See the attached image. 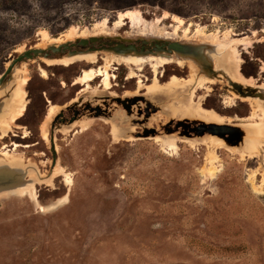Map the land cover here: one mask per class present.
<instances>
[{
    "label": "rangeland",
    "instance_id": "1",
    "mask_svg": "<svg viewBox=\"0 0 264 264\" xmlns=\"http://www.w3.org/2000/svg\"><path fill=\"white\" fill-rule=\"evenodd\" d=\"M134 9L143 17L137 29L126 23L113 37L91 36L100 39L75 47L86 53L102 44L93 63L48 65L33 56L0 84V171L20 158L28 172L20 167L18 175L49 206L41 211L28 192L0 194V264H264V132L252 128L264 111V0H0V74L20 47L43 48L40 29L58 38L71 26L113 22ZM164 13L186 24L172 34ZM122 38L136 51L143 40L145 48L174 41L196 46L199 56L155 70L105 64L104 50ZM228 48L231 66L252 84L227 73L221 53ZM190 59L199 64L196 73ZM91 68L108 73L109 87L102 76L74 83ZM154 81L159 90L152 92ZM20 90L23 111L15 117L12 94ZM244 95L258 97L260 108L253 112ZM197 107L221 121L199 119ZM179 121L228 124L239 137L227 145L216 134L186 135L175 128ZM150 128L154 135L136 137ZM211 168L220 172L211 177ZM6 175L0 173V188L20 182L15 174L17 181L6 183Z\"/></svg>",
    "mask_w": 264,
    "mask_h": 264
},
{
    "label": "bare ground",
    "instance_id": "2",
    "mask_svg": "<svg viewBox=\"0 0 264 264\" xmlns=\"http://www.w3.org/2000/svg\"><path fill=\"white\" fill-rule=\"evenodd\" d=\"M163 19H170V21L173 23L174 28L172 30V34H176L178 29L186 24L184 19H182L181 17H179L177 15L168 16L167 14H165L163 16ZM142 21H143V17H142V14H141V12L139 10H137V9L126 10V11H123V12H118L117 16H116V19L113 22H110V20L108 18L104 17L101 20H98L94 24H92L91 27H84L82 29H78V27H76V26H71V27H69L67 29L66 32L62 33L58 38L50 39L49 34H48V32L45 29H40L38 31L37 35L39 36L40 40L43 41L42 42L43 48H40V49H46V48L55 46V45H57L59 43L63 44L64 41H67V42L70 41L71 42V41L74 40L75 37H80V38H86V37H91V36L113 37L115 32L117 30L121 29L126 23H129L130 27L132 29H137L139 27V24ZM157 23H159V20H155V22L152 24V26H156ZM188 25H190V23ZM147 28H148L147 25L144 26V29H147ZM205 37H206V39L210 38L208 35H205ZM159 41H161V40H159ZM64 43H66V42H64ZM183 45H186V44H183ZM188 47H191V50L190 51H185L184 53L178 52V51H170V52H177V54H175V55L170 54L169 52L164 54L163 52H158V50H156V49H153L152 51H145V52H140V51H134L133 52L131 50H127L125 52H119V51H114V50H112V48H110V49H105L104 50L105 57L103 58V61L107 65L112 63V62H114L116 64L125 65L128 68L133 67V68H138V69H140L144 65H148L149 67H151L152 69L155 70L158 65H161L162 63H165V62L173 61V62H176L178 64H181L187 58V56L193 57V58H196L197 56H199V53H198L199 50H198V48L196 46H188ZM215 47H217V46H215ZM24 50H25V48L22 46V47H20L17 50V52L22 53ZM66 53H70V55L65 54L64 56H60L59 58H49V57L45 58L44 56H40V55H39V57H42L41 58L42 61L45 62L48 65H51V64L67 65V63H69V62L78 61V60H84V61H86L88 63H93L94 60H95V55L97 54L96 50H91V51L86 52V53L76 52V51L73 52V53H71V52H66ZM229 53H234L233 48L224 49V51L222 50V53H221L222 54L221 56L223 57L222 63L224 62L223 65L225 66L224 68L226 69L227 73L230 76H232L233 78H236V79L240 80L244 84H252L253 80L251 78H248V79L242 78L239 75V73H237V68L231 66V64L229 62ZM190 55H192V56H190ZM190 61H191V64H190L191 67H189V68L194 73H196L197 70L195 68H197L199 66V64L196 62L195 59H190ZM14 69L15 68H13V71H15ZM132 71H134V70H132ZM201 71H204V69H202ZM199 75H203V74H199ZM43 76H46L44 72H43ZM96 76H102L103 85L104 86H108L109 85V75H108V73L105 70H100V69L94 70L92 68L83 71L80 74V76L75 79L74 83H87V82H90V81L94 80ZM212 77H217V76L214 75V74H209V78H212ZM23 84H24V81L22 82V85ZM186 84L187 85H185V86H189V85L193 84V82H187ZM155 85H156V82L154 81L153 85L149 88V89H151L152 92L159 90ZM261 94H263V93H261ZM254 95H255V93H254ZM254 95L253 96L252 95L251 96L250 95H244V97H247L250 100L251 108H252L253 112L258 110L260 108V106H261L260 102L258 101L259 98L254 96ZM12 96H14L18 100V103H19V107H18L17 111L14 113V116L18 117L20 115V113L23 111L24 92L22 90H20L19 92H15L14 94H12ZM11 99H12V97L10 98V101H11ZM184 102H186V101H184ZM189 104H191V101H187V106H189ZM7 112H9V111H7ZM54 113H55V107H52L50 109L48 115H47V120H49L53 116ZM196 113L199 115V119H201V120L221 121V119H222L218 114H216L214 112H211V111L203 110L200 107L196 108ZM262 114L263 115H262L261 120L259 122L255 123V124H252L253 130L255 132H258L259 134H262L264 132V111H262ZM85 126H86V124H82L83 128ZM45 127L46 126L44 124L40 128V135H41V137L43 139H47V131H46ZM245 138H247V136ZM225 143L227 145H229L231 142H229L228 140H225ZM246 144H247V147H248L247 149L250 150V152L253 153L254 150H253L252 146L250 145L249 140L246 141ZM8 160H9V162L7 161V163L10 164V166H11L10 170L11 171H9V170L8 171H0V173L11 174L14 177V180L11 183H14V182L17 181L16 175L19 174L21 176H24L23 173L26 174V172H28L26 170V167H25L27 164L24 167H22L23 164L21 163V159L17 158V157H14V156L11 157ZM25 163H28V162H25ZM213 163H214V161H213ZM20 167H21V170L23 171V173L22 172L19 173L18 171H16V169H19ZM31 171L33 172V170H31ZM218 171H219V169L215 170L214 168H211V169L208 170L207 174H209L211 176V175L216 174ZM200 172H201L202 176H204L206 174V170H204L203 168H201ZM28 174L30 176H32L31 172L28 173ZM19 175H18V177L20 178V182L17 183L16 185H14V186L6 185L5 188H0V194H2V193H6V194H17V193L18 194H25V193L28 192L30 197L37 203V205L39 206L41 211H43L44 209L48 208L49 206L44 207L43 205L38 203L36 193L32 189V188H34L33 187V182H31L29 185L26 186L27 183H25V180H23V178L21 176H19ZM64 175L66 176L67 181H69L70 180L69 174L65 173ZM37 179H36V181H37ZM32 181H34V180L32 179ZM38 181H40V180H38ZM65 199H66V197L61 198L58 203H64L66 201Z\"/></svg>",
    "mask_w": 264,
    "mask_h": 264
},
{
    "label": "water",
    "instance_id": "3",
    "mask_svg": "<svg viewBox=\"0 0 264 264\" xmlns=\"http://www.w3.org/2000/svg\"><path fill=\"white\" fill-rule=\"evenodd\" d=\"M98 37H86V38H79L76 39L73 42H66L60 45L52 46L47 49H40V48H31V49H25L22 53H19L16 56L11 57L9 65L5 68V70L0 74V84H2L6 77L12 72L14 66L17 63H20L21 61L32 58L33 56H44V57H52L51 55H58V54H63L66 52H75L77 51L75 47H82L84 49L86 46L89 44H93L98 41ZM120 40V42H111L112 45L110 48L114 51H119V52H125L127 50H133L136 51V46L131 42L130 39L127 38H122V39H117ZM123 43H126L127 45H124ZM142 47L140 48V52H145V51H152L153 49H156L158 51H178L184 53L185 51H190L191 47H188L186 45H183L179 42H174V41H153L152 47L145 48L144 45H147V41L143 40L142 41ZM74 48V49H73ZM80 49V50H82ZM87 49L90 50H98V49H103L102 44H99L97 48L95 46L88 47ZM235 88L237 87V91L241 92L240 86H234ZM99 111V110H97ZM175 128H181L184 133L187 135L188 132L191 133H209V134H216L221 137H223L224 140H228L229 142L232 143L233 140L231 139H236L239 137L238 133L240 132L239 129L228 125V124H218V123H205V122H197L196 124L189 125L185 122H177L175 124ZM155 129H143L142 133H136V137H147L149 135H154ZM51 150H52V161L53 164L55 163V149H54V144L52 142L51 138ZM6 178V183H11L14 180V177L11 174H8L1 178L4 180ZM4 182V181H3Z\"/></svg>",
    "mask_w": 264,
    "mask_h": 264
}]
</instances>
